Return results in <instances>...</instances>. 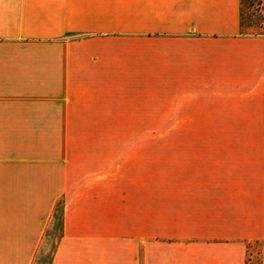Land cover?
Segmentation results:
<instances>
[{
	"label": "crops",
	"instance_id": "obj_1",
	"mask_svg": "<svg viewBox=\"0 0 264 264\" xmlns=\"http://www.w3.org/2000/svg\"><path fill=\"white\" fill-rule=\"evenodd\" d=\"M93 121H169L186 139L193 124L204 150H169L151 200L107 154L0 150V264H34L60 199L48 264L251 262L264 34L240 33L239 0H0V140L74 138Z\"/></svg>",
	"mask_w": 264,
	"mask_h": 264
},
{
	"label": "rangeland",
	"instance_id": "obj_2",
	"mask_svg": "<svg viewBox=\"0 0 264 264\" xmlns=\"http://www.w3.org/2000/svg\"><path fill=\"white\" fill-rule=\"evenodd\" d=\"M243 12L244 32L264 33V2L262 5L248 6L243 9ZM146 101L155 100L147 99ZM154 111L156 112V109L147 108L145 113L147 118L157 114ZM162 114L166 115L164 112ZM156 118L159 117L156 116ZM175 125L173 131V124L169 121H93V124L80 125L79 131L75 132L79 135L78 137L0 140V150H93L90 152L93 153V164L96 162V153L107 154L109 163L114 167L115 175L120 174L122 168H129L136 177L140 176V179L142 176L145 177L147 200L149 198L151 200L154 197L153 187L156 182L162 181L161 177L168 175L169 150H204L202 139L196 137L200 133H194L193 124L190 126V137L187 139L180 138V133L176 135ZM53 153L61 152H51ZM134 185L141 186V180L139 184L135 182ZM62 206L60 199L55 204L54 218L34 264H48L51 260L59 241ZM247 256L251 261L249 264H264V242L247 244Z\"/></svg>",
	"mask_w": 264,
	"mask_h": 264
},
{
	"label": "trees",
	"instance_id": "obj_3",
	"mask_svg": "<svg viewBox=\"0 0 264 264\" xmlns=\"http://www.w3.org/2000/svg\"><path fill=\"white\" fill-rule=\"evenodd\" d=\"M264 0H239L240 33L244 35H263L264 33H246L243 30V9L252 5H262ZM54 253V252H53ZM52 258V257H51Z\"/></svg>",
	"mask_w": 264,
	"mask_h": 264
}]
</instances>
